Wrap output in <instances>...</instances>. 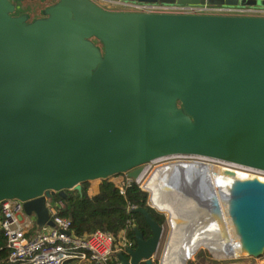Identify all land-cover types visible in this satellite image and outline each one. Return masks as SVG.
I'll return each instance as SVG.
<instances>
[{"label": "water", "instance_id": "1", "mask_svg": "<svg viewBox=\"0 0 264 264\" xmlns=\"http://www.w3.org/2000/svg\"><path fill=\"white\" fill-rule=\"evenodd\" d=\"M25 1L0 0V205L22 203L43 230L56 228L49 200L81 193L84 184L96 183L100 192L123 175L136 181L161 159L199 157L264 172V17L114 12L92 0H29L47 5L32 18L18 13ZM225 176L220 185L162 178L164 197L179 208L177 230L141 187L147 206L166 215L169 233L147 208L134 209L152 236L134 228L136 247L120 253L119 263L163 264L171 249L177 256L210 237L219 240L218 251L234 255L220 260L262 259L264 180Z\"/></svg>", "mask_w": 264, "mask_h": 264}, {"label": "built area", "instance_id": "2", "mask_svg": "<svg viewBox=\"0 0 264 264\" xmlns=\"http://www.w3.org/2000/svg\"><path fill=\"white\" fill-rule=\"evenodd\" d=\"M105 2L113 3L111 0H105ZM125 9L127 11L124 12L148 14L264 17V11L261 10L231 6H180L135 3L125 5ZM205 159L190 156H174L161 160H164V163L171 161H190L208 164L209 162ZM210 161L218 162L214 160ZM218 163L223 164L221 162ZM160 164L161 162L158 160L146 165L142 176L153 172ZM244 172L251 177H259L264 180V172L262 171L244 168ZM132 183H136L140 188L142 187L140 179L133 181L128 177L122 183H115V186H117L122 195H125L126 188ZM48 207L56 228L45 227L43 230H38L32 226V223L31 225L24 224V220L28 219V217L24 213L22 203L10 201L0 205V227L7 240L9 262L11 264H65L71 260L92 262L95 264H109L114 257L118 259V255L127 248H133V244L127 239L126 231L118 239L112 234L101 231L89 235L84 239L76 238L71 232V221L59 216V211L64 207V204L49 200ZM134 209L136 208L130 206L127 208V212L130 213ZM32 218L36 226V219L35 217ZM31 229L35 231L31 233ZM156 262L159 264L160 260ZM163 264H165V257Z\"/></svg>", "mask_w": 264, "mask_h": 264}, {"label": "trees", "instance_id": "3", "mask_svg": "<svg viewBox=\"0 0 264 264\" xmlns=\"http://www.w3.org/2000/svg\"><path fill=\"white\" fill-rule=\"evenodd\" d=\"M32 3V2H31ZM29 6V5H28ZM30 9L23 7L18 13L31 14ZM148 193L143 191L136 183L126 188L125 195L120 193L113 182H104L100 193L91 197L89 195V184H84L82 192L67 191L65 197H55V203L62 202L64 207L60 209L59 216L69 219L72 223L71 232L76 238L84 239L98 231L112 234L117 239L126 231L127 239L136 247L134 228H138L149 239L152 234L144 217L133 212L128 213V207H145L152 217L161 225L165 223L163 214L157 213L149 208ZM129 259V255H126ZM0 264H11L9 262V250L7 240L0 227ZM65 264H95L92 262H81L77 260L68 261ZM109 264H119L117 257ZM144 264V263H142Z\"/></svg>", "mask_w": 264, "mask_h": 264}, {"label": "bare ground", "instance_id": "4", "mask_svg": "<svg viewBox=\"0 0 264 264\" xmlns=\"http://www.w3.org/2000/svg\"><path fill=\"white\" fill-rule=\"evenodd\" d=\"M172 15V14H170ZM252 17V16H249ZM208 162L220 164L218 162H213L208 159H205ZM216 161V160H214ZM160 166L156 167L153 172H151V176L144 180L146 174H144L140 178V183H142V187L149 191L152 195V205L161 210L164 213L171 214L172 216V225L174 229H178V223L181 219L179 208L172 202L169 201L165 195L163 194V189L160 186V182L162 178L165 176L172 177L173 180H176L178 176H183L186 180H201L206 179L212 181L215 185H220L222 181L229 179V176H225V171H233L238 178H248L250 175L246 174L244 168H241L236 165L223 163L224 167L205 164L203 162H190V161H171L164 163V160H160ZM229 168L235 169L231 170ZM147 177V176H146ZM262 180V179H261ZM219 240L214 237L210 238H202L196 241V245L193 248H189L187 251H179L177 256H174L173 250L168 252L165 257V264H185L186 259H189V256H193V254L197 253L201 247H205L207 250H210L217 258H231L234 257L233 254L226 255V253H222L219 247ZM220 250V251H218ZM170 253H173V257H170ZM174 259V260H173ZM171 261V262H170ZM173 261V262H172ZM169 262V263H168Z\"/></svg>", "mask_w": 264, "mask_h": 264}, {"label": "rangeland", "instance_id": "5", "mask_svg": "<svg viewBox=\"0 0 264 264\" xmlns=\"http://www.w3.org/2000/svg\"><path fill=\"white\" fill-rule=\"evenodd\" d=\"M97 4V3H96ZM29 5V6H28ZM98 5V4H97ZM45 6H47L46 4H40L39 2H29L27 1L24 5H23V8L25 10H32L31 11V16H33V18H40L42 17V10L45 8ZM102 6L103 9L105 10H113L112 8H110L109 6H105V5H100V7ZM204 163V162H203ZM211 165H216V163H212V162H209ZM216 166H220V167H224V165L222 164H217ZM229 169H232V168H229ZM232 170H235V169H232ZM244 172V171H243ZM246 173V172H245ZM150 173L147 174L145 177H144V180L147 179L149 177ZM127 178L125 175L123 176H120V177H117L115 178L116 180H113V182H115L116 184H119V183H122V181ZM92 184H89V190L91 188ZM141 186H142V183H141ZM93 187L95 189L98 188V184L96 183H93ZM97 196V194L95 195ZM94 196V197H95ZM149 196V194H148ZM165 217V223L166 224V215H164ZM166 226V233H165V237L167 236V234L169 233V230H168V226L167 224L165 225ZM164 237V239H165ZM164 241V240H163ZM164 242L162 244V248L160 250V254L158 255V259L161 257L162 255V252H163V249H164ZM201 249H203L201 251ZM200 250V251H199ZM198 250V253H196L194 256H193V259H191V263L192 264H257V263H261L264 264V257L262 259H252V258H241V259H238V260H230V259H227V260H220L218 258H215L209 253L207 252L206 248L205 247H201L200 249ZM261 262H260V261ZM189 263V264H191ZM156 264H158V262H156Z\"/></svg>", "mask_w": 264, "mask_h": 264}, {"label": "crops", "instance_id": "6", "mask_svg": "<svg viewBox=\"0 0 264 264\" xmlns=\"http://www.w3.org/2000/svg\"><path fill=\"white\" fill-rule=\"evenodd\" d=\"M27 1H29V0H26L22 5H20L19 7H18V10H21L22 9V7H23V5L27 2ZM95 3H97L99 6L100 5H105V6H109L110 8H112L113 10L112 11H114V12H124V11H127L126 9H125V5H129V4H135V3H137V2H135L134 0L132 1V0H111V1H113V3L112 4H110V2H105V0H93ZM110 1V0H109ZM239 1H241V0H239ZM246 1H251V2H253V4L252 5H250V6H237L238 8H244V9H256V10H261V11H264V0H246ZM29 2H31V1H29ZM106 3H108V4H106ZM161 5H180V4H177V3H175V4H161ZM180 6H204V5H180ZM207 6H212V5H207ZM102 7V6H101ZM216 7H225V6H216ZM228 7V6H227ZM108 11H111V10H108ZM252 17H260V16H252ZM32 18H33V16H32ZM114 180H116V179H114ZM115 183V182H114ZM99 193V189L97 188V189H95L94 187H93V184H92V186H91V188H90V190H89V195L91 196V197H94L96 194H98ZM36 219V218H35ZM31 223H32V226H34L36 229H38L37 228V225L35 226L34 225V221H33V218L32 217H28V219H25L24 220V224H26V225H31ZM166 225V224H165ZM168 226V225H167ZM33 227V228H34ZM39 230V229H38ZM165 230H166V226H165ZM168 230H169V227H168ZM35 230H33V229H31L30 230V232L31 233H33ZM37 231V230H36ZM203 249H201V251H202ZM208 252V251H207ZM158 259V258H157ZM191 259H193V257L191 258ZM191 259H190V263H191ZM260 261V260H259ZM261 262V261H260ZM192 264V263H191ZM257 264H262V262L261 263H257Z\"/></svg>", "mask_w": 264, "mask_h": 264}, {"label": "flooded vegetation", "instance_id": "7", "mask_svg": "<svg viewBox=\"0 0 264 264\" xmlns=\"http://www.w3.org/2000/svg\"><path fill=\"white\" fill-rule=\"evenodd\" d=\"M115 184V183H114ZM100 193V192H99Z\"/></svg>", "mask_w": 264, "mask_h": 264}]
</instances>
